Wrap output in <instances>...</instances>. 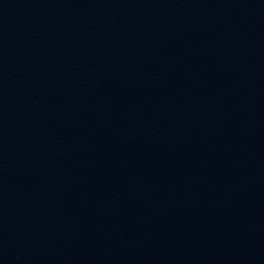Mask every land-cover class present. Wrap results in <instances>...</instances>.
Segmentation results:
<instances>
[{
  "label": "water",
  "instance_id": "water-1",
  "mask_svg": "<svg viewBox=\"0 0 264 264\" xmlns=\"http://www.w3.org/2000/svg\"><path fill=\"white\" fill-rule=\"evenodd\" d=\"M0 264H264V0H0Z\"/></svg>",
  "mask_w": 264,
  "mask_h": 264
}]
</instances>
